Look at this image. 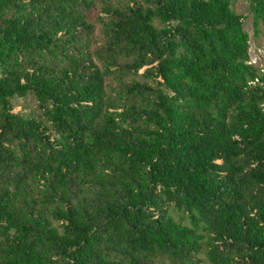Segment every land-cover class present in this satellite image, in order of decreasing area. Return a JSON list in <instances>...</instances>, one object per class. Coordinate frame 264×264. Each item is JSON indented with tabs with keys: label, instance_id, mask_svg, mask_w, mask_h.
Returning <instances> with one entry per match:
<instances>
[{
	"label": "trees",
	"instance_id": "1",
	"mask_svg": "<svg viewBox=\"0 0 264 264\" xmlns=\"http://www.w3.org/2000/svg\"><path fill=\"white\" fill-rule=\"evenodd\" d=\"M235 2L0 0V264H264V66Z\"/></svg>",
	"mask_w": 264,
	"mask_h": 264
},
{
	"label": "rangeland",
	"instance_id": "2",
	"mask_svg": "<svg viewBox=\"0 0 264 264\" xmlns=\"http://www.w3.org/2000/svg\"><path fill=\"white\" fill-rule=\"evenodd\" d=\"M235 9L240 14L245 16L244 24H245V30L248 32V34L251 37V48H250V56H251V62L258 68H262L264 66V27L261 26V33L259 36L254 35V23H253V16L251 14V11L249 9L248 3H246L244 0H236L235 2ZM98 17V13L95 12L92 16V21L95 24L96 27V41H100L102 39V25L96 21V18ZM149 68L146 67L138 72V75L135 76V78L139 81H146L147 78L144 77L146 71ZM133 78V76L131 77ZM109 87H108V94L109 96H115L118 94L117 89V83L115 80H109ZM154 85V84H153ZM16 105V112H22V114L27 115L32 112H37V105L33 98H28L24 101H19L15 103ZM172 212L174 218L176 220L181 219V213L176 212L172 209ZM208 264V263H205Z\"/></svg>",
	"mask_w": 264,
	"mask_h": 264
}]
</instances>
